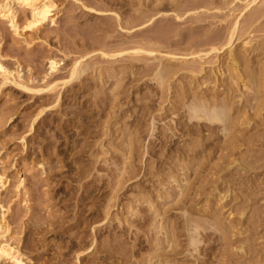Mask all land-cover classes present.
Returning a JSON list of instances; mask_svg holds the SVG:
<instances>
[{
  "label": "rangeland",
  "instance_id": "374dc122",
  "mask_svg": "<svg viewBox=\"0 0 264 264\" xmlns=\"http://www.w3.org/2000/svg\"><path fill=\"white\" fill-rule=\"evenodd\" d=\"M55 1L27 38L0 19V61L32 89L0 87V205L31 264H264V13L247 24L264 2ZM241 13L235 78L220 48ZM209 96L227 129L187 121Z\"/></svg>",
  "mask_w": 264,
  "mask_h": 264
},
{
  "label": "bare ground",
  "instance_id": "6f19581e",
  "mask_svg": "<svg viewBox=\"0 0 264 264\" xmlns=\"http://www.w3.org/2000/svg\"><path fill=\"white\" fill-rule=\"evenodd\" d=\"M233 1L234 0H232V2ZM236 1H240V0H236ZM262 1L264 2V0H245L244 1L245 2L244 8L246 10L247 9L249 10L253 6H255L258 2L263 3ZM56 4L57 3L55 0H0V19L5 20V22H7L9 24V26L13 29V31L15 32V34L17 36L18 35L24 36V37L26 36V38H27V37L31 36V34H29V36L25 35L27 29L31 30L32 33H36L41 27H43V25H46L48 23L54 24L55 18H56L55 16L57 14V10H56L57 5ZM16 6L24 9L27 12L22 24L18 23V16H17L16 8H15ZM261 7H262V5H261ZM88 10H90L94 14L102 13V11L94 9V8H88ZM263 13H264V7L260 8V9L256 8V11L249 16V18L247 20V24L251 25L255 20L260 18V15ZM175 16H176V14H175ZM242 16H243L242 13L239 14V16H235V19L233 20V23L229 29V32L227 33L225 38L224 37L222 38L223 40L221 41L222 45L220 48V49H224L223 54H222V57L224 56L223 57L224 59L221 60L220 62L224 63V65H226L227 70H229L230 72L232 71L233 73L235 72L233 74L235 76V78H236V76L237 77L241 76V72L239 71V65H238L239 61L238 60L241 57H243V58L245 57L244 56L245 50L251 46V40H250L251 38L248 39L249 38L248 37V38H245L241 44L242 47L244 48V51L239 52L240 51L239 50L238 52H235V49L233 48L234 42L239 39V37H237V36H238V30H239V26H240L239 24H241L240 19H242ZM157 17H158L157 15L156 16L153 15V16L149 17V19L145 20L143 23H141V25L139 24L140 25L139 27H144V26H147L149 24H152L157 19ZM210 42H211V40H210ZM258 48H259V44H258ZM217 50H219V49H215V51H217ZM101 54L103 56H107V53H105V52H101ZM166 55H168V54H166ZM195 56L201 58L200 54H197ZM169 57H170V59L173 60V58H171V57H176V56L172 55ZM83 62H84V58L81 57L80 59H77L72 64L70 72H69V77H70L69 79H73L76 76L78 77V76H80L81 73H83L85 71L86 63L84 64ZM48 63H49L48 64V70H49L48 73L52 75V73H54L57 70V62L54 60H50ZM158 72L159 71H157V73ZM248 72H250V71H248ZM231 73H230V75H232ZM19 77L20 76L18 75L17 78H19ZM230 77H232V76H230ZM67 81H69V80H67ZM7 83H9V84L12 83V84H16V85L20 86V88H22L24 92H28V90L29 91L32 90V89L25 87L24 85L19 84L16 81V77L12 74V71L9 70L0 61V87L7 84ZM62 83L64 84V83H66V81L63 80ZM47 85L48 86H47L45 91L53 92V93H54V91H53L54 88L58 86L57 84H55V82H50V83L48 82ZM242 88L245 89L246 85L245 86L242 85ZM37 92H38V90H37ZM209 97H211V96H209ZM59 101H60V92L58 91L56 93L55 104L58 105ZM185 106L188 109V110L186 109L187 111L185 113V114H187L186 118H187L188 122L189 121H196L199 124L202 123V124H207V125H211V126L213 125V127L215 126L218 130L227 129V128H225V123H226V119H227V115H228L227 113L229 112V111L227 112L225 109L227 104L224 103L222 100L218 99L217 97L212 96L211 98H208V99L206 97L205 98L194 97L193 99L188 100V102H187V104H185ZM229 106H228V108H229ZM46 108L47 109H45V110H47V111L50 109V107H46ZM227 110H229V109H227ZM42 111H43V109H42ZM34 121L35 120H33V123H34ZM33 123L30 125L29 131L33 128ZM203 126H205V125H203ZM219 132H221V131H219ZM23 139H24V137L22 136L21 140L23 141ZM40 165H42V164L39 163V166ZM9 179H10V175L6 172V169L3 166V168L0 169V190H3V189L5 190L8 182H9ZM21 187L22 188L24 187L23 186V180L19 179L17 182V185H16V190L18 191ZM2 208H3V206L0 205V264H31L32 258L27 256L28 255L27 253L29 252L27 250L28 249L27 245L23 244L20 247L19 243H18L19 241L17 242L14 240L15 237H13V234L11 232H9V230H10L9 224L5 220L6 216L4 217L7 209L2 210ZM196 238H194V236H193L189 240L190 244L192 245L191 246L192 248H194L197 245V244H195ZM193 245H194V247H193ZM187 248H189V247H187ZM162 254H163V252H162ZM165 257H167V256L165 255ZM74 259H75L74 262L77 263L78 258L75 257Z\"/></svg>",
  "mask_w": 264,
  "mask_h": 264
}]
</instances>
